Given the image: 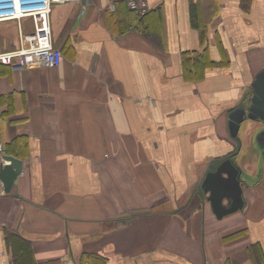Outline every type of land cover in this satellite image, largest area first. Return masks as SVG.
<instances>
[{
	"label": "crops",
	"instance_id": "0c3cea01",
	"mask_svg": "<svg viewBox=\"0 0 264 264\" xmlns=\"http://www.w3.org/2000/svg\"><path fill=\"white\" fill-rule=\"evenodd\" d=\"M149 5L55 4L62 63H0V170L23 159L11 191L0 178V264L10 232L41 264H264V123L240 145L228 127L264 68V0ZM36 43L32 18L0 22V49ZM225 159L244 203L219 216L199 188Z\"/></svg>",
	"mask_w": 264,
	"mask_h": 264
},
{
	"label": "water",
	"instance_id": "95a60500",
	"mask_svg": "<svg viewBox=\"0 0 264 264\" xmlns=\"http://www.w3.org/2000/svg\"><path fill=\"white\" fill-rule=\"evenodd\" d=\"M252 86L251 96L244 98L240 104L230 109L228 114L230 135L238 140L239 145L241 128L245 123L255 121L264 123V68L258 73ZM3 157L9 163L2 165L0 178L5 191L9 192L22 172L23 159L12 154H4ZM217 163V160L211 162L209 171L199 189L202 197L210 200L216 213L222 216L243 205V182L245 180L242 176V169L231 159H225L216 167ZM225 196L233 198L230 205L223 203ZM140 212L143 211H133L132 214Z\"/></svg>",
	"mask_w": 264,
	"mask_h": 264
},
{
	"label": "built area",
	"instance_id": "2783aa9c",
	"mask_svg": "<svg viewBox=\"0 0 264 264\" xmlns=\"http://www.w3.org/2000/svg\"><path fill=\"white\" fill-rule=\"evenodd\" d=\"M84 0H0V22L32 18L37 32V43L33 46L22 45L19 48L0 49V63L14 68L25 69L38 66H58L64 53L55 45L51 23V12L55 4ZM128 7L140 14L149 8V0H126ZM3 147L0 145V151Z\"/></svg>",
	"mask_w": 264,
	"mask_h": 264
},
{
	"label": "trees",
	"instance_id": "16d2710c",
	"mask_svg": "<svg viewBox=\"0 0 264 264\" xmlns=\"http://www.w3.org/2000/svg\"><path fill=\"white\" fill-rule=\"evenodd\" d=\"M252 92H253V86H252ZM18 142L19 139L14 140V142L8 145V149L11 145L12 147H15V145H17ZM7 240L15 252L14 264H41L36 262L33 252V246L29 240L12 232L8 233ZM97 259L99 260L100 258L96 254H83L82 264H87V263L94 264V262L97 261ZM46 264H56V262L53 261Z\"/></svg>",
	"mask_w": 264,
	"mask_h": 264
},
{
	"label": "rangeland",
	"instance_id": "374dc122",
	"mask_svg": "<svg viewBox=\"0 0 264 264\" xmlns=\"http://www.w3.org/2000/svg\"><path fill=\"white\" fill-rule=\"evenodd\" d=\"M27 18H24L23 20H26Z\"/></svg>",
	"mask_w": 264,
	"mask_h": 264
}]
</instances>
